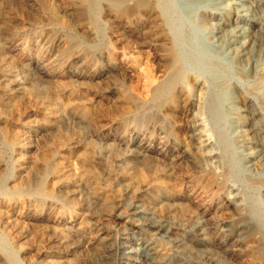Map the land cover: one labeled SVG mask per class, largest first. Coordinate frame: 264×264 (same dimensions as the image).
<instances>
[{
    "label": "rangeland",
    "instance_id": "obj_1",
    "mask_svg": "<svg viewBox=\"0 0 264 264\" xmlns=\"http://www.w3.org/2000/svg\"><path fill=\"white\" fill-rule=\"evenodd\" d=\"M80 2L92 21L73 19V27L89 42L60 26L69 18L63 8ZM150 2L152 17L139 27L109 15L106 0H0V264L65 262L74 248L82 264H247L251 235L261 250L254 264H264V46L243 62L235 49L250 20L264 30V0H241L243 24L224 35L200 15H225L233 0ZM44 6L57 16L49 24ZM148 28L163 30V45ZM67 37L77 46L64 65ZM166 49L178 67L172 106L153 98L169 75ZM250 111L260 125L254 133ZM85 149L100 163L96 193L79 178ZM133 165L177 172L179 181L165 191L146 168L129 183L119 172ZM151 198L181 209L161 211ZM99 237L95 251L89 243Z\"/></svg>",
    "mask_w": 264,
    "mask_h": 264
},
{
    "label": "bare ground",
    "instance_id": "obj_2",
    "mask_svg": "<svg viewBox=\"0 0 264 264\" xmlns=\"http://www.w3.org/2000/svg\"><path fill=\"white\" fill-rule=\"evenodd\" d=\"M63 1V0H62ZM240 1L241 0H233V4L232 7L230 9L229 12H227V14L225 15H219V13L216 12H209V13H205L200 15V20L202 22V26H208L210 25L212 27V29H216L217 33L220 35H224L225 29L226 27L230 26V25H235L236 27L239 24H243V20H244V16H245V12L244 9L240 7ZM81 4L79 6H66L63 8L64 13L66 16H68V20L66 21H60V26L64 29L69 30L73 35H75L76 39H80V40H86L87 42H89L90 40H88L85 36L83 35H76V31H75V26L73 27V19L76 20H88V21H92L91 16H90V9L88 8V4L87 2H80ZM65 4V3H64ZM193 4V3H192ZM63 5V4H62ZM46 6V5H45ZM44 6V7H45ZM108 12L109 15H111L112 17H114L117 21L121 22V23H125L128 24V26L130 25V23H134L136 22L137 24H139L140 26H145L151 19L152 14H153V5L150 2V0H106V8H105ZM194 9V8H193ZM44 13L45 15H43V17H40L43 19L44 22H46L47 24H49L47 21L48 19L52 18L55 19L56 13L54 11L53 8H51L50 6H47L44 8ZM226 11V10H225ZM37 12V11H36ZM193 14V13H192ZM195 14V12H194ZM64 15V16H65ZM199 15V13H198ZM195 16V15H194ZM50 17V18H49ZM249 18V17H248ZM105 19V18H104ZM104 21V20H103ZM246 21V20H245ZM120 23V24H121ZM135 23V24H136ZM116 24V22H115ZM137 26V25H136ZM147 26V25H146ZM247 29L243 28V26H241V31L240 33H238L237 37L238 40L235 43V49L237 51V57L239 62H243V60H246V56H252L253 54H258L257 52H259V50L264 46V30L260 24V22L255 21V20H250L247 24ZM138 27V26H137ZM152 27V26H151ZM157 27V26H156ZM122 28V27H121ZM155 28V27H154ZM78 29V28H77ZM132 29V28H131ZM205 29V28H204ZM228 29V28H227ZM246 29V30H245ZM78 32V31H77ZM143 32V31H142ZM145 34L147 37L149 38H154L155 41H157L158 45H163L164 44V32L162 29L157 28V29H150L148 28L147 31H145ZM213 37V36H212ZM220 37V36H219ZM62 38V37H61ZM68 38V37H67ZM224 38V37H223ZM242 38H246L245 41H240ZM217 39V38H216ZM75 40L71 38H68L65 40V47H63L62 49H60L59 51V61L61 60V64L64 65H69L70 64V51H72L74 48L76 49V46L74 42ZM57 43V42H56ZM63 43V42H62ZM156 43V42H155ZM218 44V43H217ZM55 47V46H54ZM44 48V47H43ZM234 48V47H232ZM166 54H165V60L167 63V66L169 68V75L168 77L159 85H157V87L154 89L153 91V98L154 100H159L163 97H165V104L168 106H172L173 103L176 102L177 100V96L174 92V87L177 85L178 83V67H177V61L176 58L174 56V54L169 50L166 49L165 50ZM57 52V51H56ZM75 52V51H74ZM56 55V54H55ZM73 57V56H72ZM85 60V64L91 68V70L93 72H96L99 70V63L96 60L91 59V57H86ZM164 60V61H165ZM253 60V59H252ZM100 62V61H99ZM63 65V66H64ZM78 65V64H77ZM72 66V65H71ZM50 72V71H49ZM65 73V72H64ZM77 75V74H76ZM112 76V75H111ZM83 76L80 75L77 78L78 79H82ZM246 77V76H245ZM85 78V77H84ZM33 79V78H32ZM149 79V78H147ZM51 81V80H50ZM263 81V80H262ZM148 82V81H147ZM62 84H70L69 80H64L62 81ZM87 84V83H86ZM92 84V83H91ZM148 95V94H147ZM72 101V100H71ZM77 101V100H76ZM244 106L246 107V109H251L252 110V106L249 102V100L243 98L242 99ZM160 102V101H159ZM69 103V102H68ZM126 106V105H125ZM181 106V105H180ZM123 107V105H122ZM114 108V107H113ZM133 108V107H131ZM93 109V108H92ZM126 109V108H125ZM124 109V110H125ZM172 110V109H171ZM117 112V111H116ZM127 111H122L121 114H126ZM250 117L251 120L254 119V113L252 111H250ZM76 121V120H75ZM87 123V121H86ZM261 123V122H260ZM262 125V124H261ZM259 123L255 122V121H251L250 122V133H254L255 130H257V128L259 127ZM262 131V130H261ZM197 133V132H196ZM256 134V133H255ZM263 134V133H262ZM239 137V139L241 141H248L249 136L247 133L241 132L237 135ZM252 137V136H251ZM71 138V137H70ZM192 138H196V134L194 132H192ZM60 139V138H59ZM65 139V138H64ZM256 141V140H255ZM109 143V142H108ZM260 147L258 149H262V151L264 150V139H261L259 142ZM109 146V145H107ZM258 146V145H257ZM243 149V148H242ZM83 150V149H82ZM256 151V150H255ZM245 152V151H244ZM248 152V151H247ZM93 153V152H92ZM177 155V154H176ZM264 155V154H262ZM100 157V156H99ZM262 157V156H260ZM257 154H255L254 152H250L248 154V159L253 160V163L255 162L256 164H259V158H260ZM95 157H92V155L90 154L89 150H84L81 157H80V167H81V171H80V180H81V185L83 187V189L91 191L96 193L97 189H98V182L96 178V169H98V167L100 166V163L94 159ZM173 159V158H172ZM261 159V158H260ZM100 160V159H98ZM248 160V161H251ZM129 161V160H128ZM262 161V160H261ZM260 161V162H261ZM106 162V161H105ZM252 162V161H251ZM135 163V162H134ZM148 163V162H146ZM174 163V162H173ZM262 163V162H261ZM260 163V164H261ZM182 164V163H181ZM243 164V163H242ZM145 165H149V164H145ZM247 165V164H246ZM136 166V165H135ZM139 166V165H138ZM133 167L131 166V168L129 167V169H126L123 172H119L120 176L126 180L127 182L131 183V182H139L142 179H144V170L148 167ZM188 166V165H187ZM256 166V165H255ZM190 167V166H189ZM107 168V167H106ZM172 168V167H171ZM197 168V167H196ZM195 168V169H196ZM251 168V167H250ZM51 169L50 167L47 169L49 170ZM150 169V170H148ZM147 170L150 172H152V181L158 186L161 187L163 189H165V191L169 190L168 192L173 190V187L178 183L179 181V177L177 172H173L172 174H165V173H161L159 172V169L157 168H153V165L148 168ZM257 169V168H256ZM46 170V171H47ZM102 170V169H101ZM52 171V170H50ZM177 171V170H175ZM194 171V170H193ZM253 171V170H252ZM106 172V171H105ZM110 172V171H107ZM106 172V173H107ZM255 172V171H254ZM108 176L111 173H107ZM180 174V173H179ZM21 175V174H20ZM208 174V176L205 175V180L209 182H211L213 179V177ZM65 176V175H64ZM207 177V178H206ZM26 178V177H25ZM113 178V177H112ZM109 178H107L108 180ZM111 179V178H110ZM258 179V178H257ZM204 180V181H205ZM26 181V180H25ZM24 181V182H25ZM56 182V181H55ZM208 183L206 182L205 184L208 185ZM212 183V182H211ZM124 184V183H123ZM141 184V183H140ZM204 184V185H205ZM26 185V184H25ZM139 185V184H138ZM211 185V184H209ZM262 185V184H261ZM106 186V185H105ZM147 186V184H146ZM152 186V185H151ZM203 186V185H202ZM206 187V185L204 186ZM143 188V187H142ZM160 188V189H161ZM175 188V187H174ZM76 189V188H75ZM104 189V188H103ZM158 188V191L160 190ZM82 190V189H81ZM101 190V189H99ZM151 190V189H150ZM20 191V190H19ZM65 191V189H64ZM147 191V190H146ZM164 191V190H163ZM98 192V191H97ZM173 192V191H172ZM210 192V191H209ZM64 193V192H63ZM70 193V192H69ZM58 194V193H57ZM114 194V193H113ZM42 195V194H41ZM91 196V195H90ZM165 196V195H164ZM120 199V198H119ZM114 200V199H113ZM156 199L151 198L152 203L154 204V206L161 210V211H170L172 212V210L174 211H180V207L177 206L174 209H171V205L170 204H166V203H157V201H155ZM103 201V200H102ZM98 199L95 200V202L97 203V205L103 206V207H109L110 203H106L102 202ZM40 202V201H38ZM68 204L70 203L69 200L66 201ZM227 203V202H226ZM54 204V203H53ZM172 204V203H171ZM96 205V206H97ZM112 205V204H111ZM116 205V204H115ZM224 205V204H223ZM226 205V204H225ZM224 205V206H225ZM173 206V205H172ZM229 206V205H228ZM115 207V206H114ZM174 207V206H173ZM112 208V206H111ZM234 209V208H233ZM231 210V209H230ZM53 212V211H52ZM84 214V213H83ZM61 215V214H60ZM20 220V219H18ZM33 223V222H32ZM19 224V223H18ZM34 224V223H33ZM39 225V224H38ZM24 227V226H23ZM17 230V229H16ZM53 230V229H52ZM19 232L22 234L23 228H20ZM18 232V233H19ZM175 233V232H174ZM251 235V234H250ZM28 237V236H27ZM75 237V236H74ZM80 237V236H79ZM64 238V237H63ZM75 239V238H73ZM46 241V240H45ZM92 241V240H91ZM247 241V240H246ZM43 244V243H42ZM66 242L65 241H59V247H65L66 246ZM90 246H92L94 248L95 251H98L102 245V238H98L95 241H92L89 243ZM245 244V243H244ZM29 245V244H28ZM247 255L250 257V259L248 260L247 264H254L258 261V259L261 257V250L258 244V241L256 240L255 237H253L252 235L249 237L247 243ZM61 247V248H62ZM213 247V246H212ZM67 249V248H64ZM63 249V250H64ZM63 252V251H62ZM71 252V251H70ZM73 255L72 257L68 260L63 262H54L53 264H82V257L80 256V253L78 252L77 249H73ZM43 259V258H42ZM46 260V259H45ZM49 262V261H48ZM47 262V263H48ZM106 262V261H105ZM120 262V260H119ZM2 264H7L5 261L2 262ZM39 264H46L45 262L41 261L39 262ZM52 264V263H51Z\"/></svg>",
    "mask_w": 264,
    "mask_h": 264
}]
</instances>
